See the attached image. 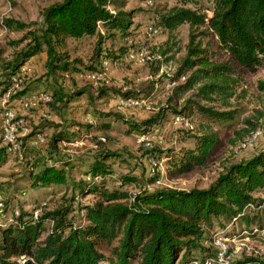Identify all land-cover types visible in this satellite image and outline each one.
<instances>
[{"label":"trees","instance_id":"16d2710c","mask_svg":"<svg viewBox=\"0 0 264 264\" xmlns=\"http://www.w3.org/2000/svg\"><path fill=\"white\" fill-rule=\"evenodd\" d=\"M127 2L58 0L41 9L35 27L3 18L6 29L22 33L8 41L14 48L11 57L7 61L0 59V91L10 75L18 74L31 57L40 53L44 54L48 75L81 73L84 77L87 72H98L103 60L115 62L129 50H140L133 43L131 31L135 10L126 9ZM153 12L151 26L165 32L167 39L155 51L156 56L149 59L150 73L157 74L161 62H176L172 74L164 75L163 84H171L165 99L140 122L99 112L94 115L99 120L94 125L72 119L62 126L43 121L42 126L54 129L47 141L44 136L45 154L30 145L40 130L21 137L19 149L28 159L21 184L42 190L44 199L33 201L29 209L24 208V203H11L21 188L18 186L13 187L11 195L0 199V264H220L212 243L217 230L229 225L223 233L228 238L264 240V210L248 208L249 204H259V194L264 191V148L225 165L206 187L188 189L150 187L158 180L156 172L146 175L140 186L138 177L119 174L118 186L109 188L106 178L114 175L112 164L122 159L99 137L89 160L58 155L59 144L75 140L83 129H109L110 116L126 125V133L134 131L143 136L167 114H178L190 122L196 116L199 122L197 134H187L193 139V147L164 153L169 174L187 173L210 157L217 143L212 125L235 119V105L246 96V90L239 72L228 62L214 61L210 41L203 39L212 37L240 68L251 71L264 67V57L260 56L264 53V0H212L209 13L197 5L163 6ZM182 24L187 25L186 41L183 54L175 57L173 33ZM82 37L95 39L90 63L86 64L70 57L66 49L68 39ZM107 41L116 42V47H104ZM159 81L151 80L140 90L124 92L122 98L146 99ZM22 84L13 98L25 93ZM256 88L264 94V80H257ZM106 92L100 90L98 97ZM49 93L48 104L53 108L84 91L66 94L53 87ZM263 115V110L253 109L251 114L240 117L241 127L234 134L247 136L259 126ZM184 130L190 132L193 126ZM9 152L0 145V165L6 163ZM53 154H57L55 158ZM150 157L158 162L160 156L152 153ZM121 185L139 189L130 193ZM226 264H264V252L242 253Z\"/></svg>","mask_w":264,"mask_h":264},{"label":"rangeland","instance_id":"374dc122","mask_svg":"<svg viewBox=\"0 0 264 264\" xmlns=\"http://www.w3.org/2000/svg\"><path fill=\"white\" fill-rule=\"evenodd\" d=\"M56 1L58 0H0V59L7 61L11 57L14 48L8 44V41L19 38L22 33L20 31L6 29L2 25V19L12 18L27 23L31 27H35V23H38L40 20L41 9ZM211 1L181 0L175 2L173 0H153L151 4H145V1L128 0L126 9L135 10L131 27L135 47L145 51L147 56H150V59H152L156 56L155 51L167 39V34L158 29L155 30L154 34L144 32L145 27L153 22V10L155 8L163 6L170 7L172 5L186 7L197 5L209 13ZM173 34L174 41L176 42L173 50H176L175 57H178L183 54L187 25H180ZM203 40L210 41L209 48L214 61L228 62L239 72L241 85L246 90V96L239 99L237 105L234 104L238 109L235 119L227 123L212 125L217 133V143L204 165L193 168L184 174H169L164 163V153L170 149L173 152H178L183 148L193 147V139L187 137V134H197V125L199 122L198 117H191L190 120L193 130L186 132L184 129H180L171 124V114H167L161 123L151 126L148 133L143 135L146 141L150 143V148L144 145V142L140 140L138 134L134 131L126 133V125L120 120H114L110 116V128L106 131H93V129L87 131L83 129L77 138L74 137L75 140L68 144L60 143L58 153L60 158L72 157L75 159L81 157V159L89 160L91 154L97 147V138L104 137L103 143L109 149L117 151L120 159H122L112 164L114 175L113 177L106 178V184L109 188L118 186L116 179L119 174H131L138 177L140 180L138 186H140L145 181V176L149 174L148 158H152L150 156H152V153H155L160 156V163L154 171L158 175V180L150 187L159 186L188 189L191 187H206L222 171L225 165L244 160L249 155L256 154L263 149L264 128L254 143L248 147L240 146L244 137L236 136L234 131L241 127L240 123H238L240 117L251 114L253 109H260L264 112V94L260 93L256 88L257 80H264V67L257 66L251 71L240 68L232 62L229 54L225 50L218 47L212 37L208 36ZM94 42L95 39L93 37L68 39L66 49L70 57H76L83 64H86L90 63ZM114 45L116 47L117 43L111 44L107 41L104 47L114 48ZM43 57L44 55L42 54L37 55L26 66L28 77L22 84L26 95L37 91L51 92L53 87H59L66 94L80 89H83L84 93L76 95L72 101L67 102L63 106L56 104L52 108L46 103L28 111H20L15 107L16 98L18 97L11 99L8 103V108L12 109L15 120L19 124V134L16 137L17 142L32 130H40L47 141L54 129L42 126L41 122L43 121L62 126L68 120L72 119L79 123L91 121V124L94 125L96 121H99L94 117L95 113L97 114L98 112L118 114L123 119L140 122L154 113L165 99L168 88L163 84L165 81L164 75H171L176 66L174 60L161 62L157 74L154 75L150 73L151 60L146 59L141 62L127 61L123 58L115 62L106 60L107 70L105 71V80L92 82L84 78L81 73L48 75L43 65ZM160 58H163V56ZM155 79H159L160 81L155 84L152 94L146 98L150 110L146 111L122 107L120 104V101L123 99L122 93L140 90L145 83L151 80L154 81ZM102 89H105L107 92L103 96L98 97V93ZM139 96H143V94L139 93ZM262 119H264V115L259 121ZM46 143L34 146L45 154ZM27 144H30V140L27 141ZM9 151L8 160L3 165H0V199L11 195L10 193L13 187H21L15 192L14 200L11 199L10 202L20 205L24 203V208L29 209L33 201L39 202L44 199L42 190L29 189L21 184L23 183L21 177L27 169L28 165L26 161L28 159L24 157L19 148L10 149ZM56 155L53 154L51 157L55 158ZM138 186L121 185V188L132 193L139 189ZM213 247L216 250L217 262L225 264V261L235 259L242 253L244 255L263 253L264 240L243 237L236 241L228 242L220 239L218 243H213ZM220 251H222L221 256L218 254Z\"/></svg>","mask_w":264,"mask_h":264},{"label":"built area","instance_id":"2783aa9c","mask_svg":"<svg viewBox=\"0 0 264 264\" xmlns=\"http://www.w3.org/2000/svg\"><path fill=\"white\" fill-rule=\"evenodd\" d=\"M175 2L180 1V0H173ZM146 4H150V1H146ZM144 32L147 34H154L155 29L151 26V24H148ZM260 56L264 57V53L261 54ZM123 59L127 61H144V60H149L150 56H147L145 51L142 50H136L132 51L129 50L127 51ZM107 70V61L103 60L101 62V68L98 72H87L84 74V78L88 79L89 81L95 82L97 80L99 81H104L105 80V71ZM27 75L26 72V66H22L20 68V72L18 74H12L8 77V83L5 86V88L0 91V145L6 147L8 150L10 149H18L19 144L16 140L17 135L19 134L18 131V122L15 120V115L12 111L11 108H8V103L11 99H13L14 94L21 89V84L23 81V78ZM183 79V77L181 78ZM164 86L166 88H169L171 86L170 83L165 82ZM51 101V95L47 91H37L33 92L21 99H18V106L21 110L23 111H28L30 109H34L38 107L41 104H46ZM120 104L122 107L126 108H133V109H138V110H150L149 104L146 101V99L143 98H135V97H127L123 98L120 101ZM170 122L172 125L178 128H183V129H191L192 124L189 121L188 118L182 116V115H172L170 118ZM264 128V119H262L259 123V126L252 131L250 134L245 136L241 143V147H248L251 146L252 143L256 140V138L261 134L262 129ZM99 140L103 141V137H99ZM140 140L144 142L145 146H150V143L146 141V138L144 136H140ZM44 142V135L42 133H37L33 140L31 141L32 145H38L40 143ZM64 144V142H61ZM148 163H149V174L154 173L156 170L157 166L159 165L160 161H156L153 158H148ZM260 202L259 204H249L248 208L249 209H263L264 210V191H262L259 194ZM2 208L3 205L0 202V213H2ZM35 211L33 213V216H36ZM16 213V211H14ZM233 218L232 220H234ZM229 225H227L224 229L217 230L213 236H212V243H218L220 239L226 240L228 242L231 241H236L238 239L234 238H228L226 237L223 233L227 230ZM241 233H245V231H241ZM262 233L264 234V230H262ZM245 238V237H244ZM222 244V243H221ZM223 251V249H221ZM222 251L218 252V254L221 256ZM226 264V261L224 262ZM223 264V263H220Z\"/></svg>","mask_w":264,"mask_h":264},{"label":"crops","instance_id":"0c3cea01","mask_svg":"<svg viewBox=\"0 0 264 264\" xmlns=\"http://www.w3.org/2000/svg\"><path fill=\"white\" fill-rule=\"evenodd\" d=\"M40 54H42V55H44L43 53H40ZM40 54H38V55H40ZM37 55H35V56H33V57H31L25 64H24V66H27V64H29L35 57H36ZM44 58V57H43ZM25 95H26V93L25 94H23V96L21 97H19V98H16V105H15V107L17 108V109H19L20 111H21V109L19 108V106H18V99H21V98H23V97H25ZM27 96V95H26ZM0 111H1V109H0ZM251 155H249L248 157H250Z\"/></svg>","mask_w":264,"mask_h":264}]
</instances>
